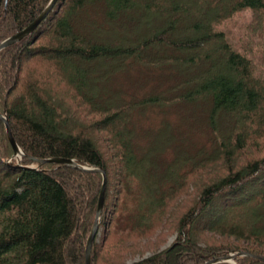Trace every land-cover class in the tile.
Here are the masks:
<instances>
[{"label": "trees", "instance_id": "obj_1", "mask_svg": "<svg viewBox=\"0 0 264 264\" xmlns=\"http://www.w3.org/2000/svg\"><path fill=\"white\" fill-rule=\"evenodd\" d=\"M49 2L0 0V42ZM243 10L264 14V0H58L31 35L0 52V112L26 154L17 166L0 121V264H86L102 175L28 157L104 168L98 233L113 231L117 243L170 220L168 205L192 196L189 174L217 160L215 153L231 161L249 146L254 129L264 128V82L253 49L247 43L238 51L225 32ZM112 167L125 185H111ZM226 172L198 186L169 248L131 262L123 259L129 253L114 252L103 263L97 233L91 264H182L188 255L189 264H204L232 252L256 256H237V264H264V191L256 188L264 157ZM74 179L84 182L78 197L68 190ZM218 203L227 213H214ZM211 214L220 220L209 227L245 247L202 246L192 231Z\"/></svg>", "mask_w": 264, "mask_h": 264}, {"label": "rangeland", "instance_id": "obj_2", "mask_svg": "<svg viewBox=\"0 0 264 264\" xmlns=\"http://www.w3.org/2000/svg\"><path fill=\"white\" fill-rule=\"evenodd\" d=\"M263 15L264 14L262 13H254L250 10H243L241 12H238V14H236L226 22L225 32L227 39L232 41L234 47L238 51H245L247 43L253 49L250 56L256 69V78L259 81L264 82V26L262 25L261 19ZM11 17L12 16L10 14L4 15L2 21L4 22L6 19H10ZM242 38L244 39L243 42L242 40H240ZM238 44L242 45L243 49L239 48ZM13 83L14 79L13 74L11 73L9 77L6 76L4 79L3 88L5 89V91H7L8 87ZM259 128L254 129L257 136L253 138L252 141H249V146L244 151L235 153V156L231 159V161H227L224 159V162L222 157L219 158L220 153H215L214 155L216 156L214 158L217 157V160H215L213 163L208 164L206 168L199 167L198 169L192 171L193 173L191 172L192 174H189L187 182L188 194H191L192 196H187L186 198L184 195H182L177 200L172 202V204H169L167 208L166 218H169L170 220H168L167 222H165L164 220L163 224H161L158 229L151 235H147L146 237H137L136 235H133L128 238L131 239L130 241L116 243L115 240H117L118 238L114 236L113 231L108 236L105 235L104 228L100 229L97 236L98 244L96 245L95 251H97L98 257H100L101 262L103 261V263H105L106 261H110L114 252L129 253L123 256V259L126 262H131L142 257H146L154 252L169 248L177 238V231L175 230L176 224L174 222L178 221L180 215L182 214V210H184L186 205L190 203V198L196 195L198 186L203 184L205 181L217 179L218 177L225 175L227 173L226 169L233 168L234 170H238L245 165L246 161L264 157V128L261 127V130ZM15 158L17 160V163L18 161L21 162V158ZM132 168L133 170H135L138 169V166L133 165ZM111 171V185L115 184V187H118L120 184H126L124 180L125 177H123L121 173L117 172L116 168L112 167ZM80 183L84 182L78 179L69 180L68 190L71 196L75 195L76 197H78L77 187L78 185H80ZM257 186V191H264V183L259 182L257 183ZM153 190L154 189L152 188V193ZM257 193L258 192L254 193L253 195L251 194V198H256L258 196ZM143 206V204H140L139 207L141 208ZM228 209L229 207L226 208L224 207V205L219 203L214 205V213L222 212L223 214H225L227 213ZM219 220L220 219L214 218L211 214L209 221H203L196 225L195 230L192 231L193 235L196 236V240H198L199 243L202 244V246L206 247L213 245H222V249L236 246L245 247L242 242L236 241L233 238L221 236L219 234L220 232L217 229L211 228L212 226L209 227L210 225L217 223ZM237 223L240 224L241 227H246L250 224V221L249 223L248 221L243 223L237 221ZM73 245L74 243L71 242L69 247ZM98 260L99 258L97 259V261ZM191 260L192 257L188 255V257H184L182 259V264H189ZM101 262L99 264H101ZM230 263L237 264L235 259Z\"/></svg>", "mask_w": 264, "mask_h": 264}, {"label": "water", "instance_id": "obj_3", "mask_svg": "<svg viewBox=\"0 0 264 264\" xmlns=\"http://www.w3.org/2000/svg\"><path fill=\"white\" fill-rule=\"evenodd\" d=\"M58 0H50V2L47 4L45 9L42 11V13L27 27H25L23 30L20 32H17L4 40L0 42V52L7 48L8 46H11L20 40L26 38L27 36L31 35L48 17V15L52 12L54 6L56 5ZM0 121L3 122L6 128V134L8 137V140L13 146L14 149V155L18 159H20L22 156H26L22 148H20L15 141L10 124H9V119L6 113H1L0 112ZM31 161L35 162L38 166L43 165L45 163H58V164H63L67 167H71L77 170H80L82 172H93V173H99L102 175L103 181H102V187L99 195V200H98V206H97V212H96V217H95V222L94 225L92 226V229L90 231V234L87 239L86 243V250H85V257H86V264H91V251H92V246L96 237V234L98 233L99 227H100V222H101V217L104 209V202H105V194H106V187H107V175L104 170V168L99 167V166H91V165H84L81 163H78L74 159H67V158H45V159H38L34 157H28ZM9 164H14L10 163ZM17 166H20V162L18 161ZM237 256H252L256 257L253 254L247 253V252H238V253H229L226 256H219L213 259L208 260L204 264H217L221 262H231L234 260Z\"/></svg>", "mask_w": 264, "mask_h": 264}]
</instances>
